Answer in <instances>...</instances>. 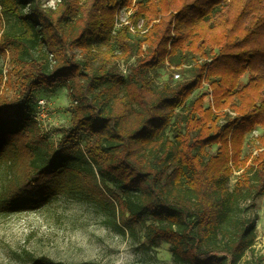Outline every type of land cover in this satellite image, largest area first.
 I'll use <instances>...</instances> for the list:
<instances>
[{
    "label": "trees",
    "instance_id": "1",
    "mask_svg": "<svg viewBox=\"0 0 264 264\" xmlns=\"http://www.w3.org/2000/svg\"><path fill=\"white\" fill-rule=\"evenodd\" d=\"M46 1L0 0V57L11 52L4 88L0 72V210L70 197L146 250L168 244L174 264H242L248 252L246 264H264L253 252L264 197V0H150L121 27L129 0ZM183 66L194 80L157 83L161 69ZM204 79L218 113L204 96L189 101ZM60 88L73 119L56 145L32 105L37 91ZM258 128L257 155L242 162ZM234 170L244 171L232 185Z\"/></svg>",
    "mask_w": 264,
    "mask_h": 264
},
{
    "label": "rangeland",
    "instance_id": "2",
    "mask_svg": "<svg viewBox=\"0 0 264 264\" xmlns=\"http://www.w3.org/2000/svg\"><path fill=\"white\" fill-rule=\"evenodd\" d=\"M148 1L150 0H129L130 7L120 10L116 18V26L128 25L131 22L130 18L140 5L145 6ZM46 2L49 7H56L60 0ZM143 22L145 20L139 22L141 27ZM176 26L178 23L174 21L172 37L175 36ZM141 27L132 26L133 34H137ZM171 43L172 41L168 44L169 49H171ZM6 56L0 57V72H3L5 76L2 88L5 87L7 74L11 69V52L9 51ZM213 58L215 56L199 59L197 62L206 61L211 64ZM117 68L125 75L129 71L128 65L121 60L117 63ZM173 69L174 74L171 68L161 69L157 83L169 81L172 75L176 79V74H180V78L176 80H194V69L190 71L188 66ZM8 93L14 96L17 88L13 87ZM212 93V87L204 79L194 90L189 101L195 100L198 96H204L206 97L204 107L207 108L210 105L213 107ZM35 95L36 101L32 105V114L40 123L48 140L57 145L73 119L71 95L66 88L39 90ZM212 109L218 113L214 107ZM230 114L232 117L237 116L233 112ZM262 133L263 129L258 128L246 136L240 155L242 162L246 160L251 162L257 155L253 142ZM218 147V145L214 146L211 151L216 152ZM243 171L234 170L231 178L232 185ZM257 204L258 237L253 252L255 256H264V197ZM31 256L36 258L45 256L64 264H174L168 244L163 243L157 249L146 250L141 242L130 236H123L118 229L107 224L96 207L70 197H60L46 207L29 212L6 213L0 210V264H30ZM251 258L252 253L248 252L242 264H246Z\"/></svg>",
    "mask_w": 264,
    "mask_h": 264
},
{
    "label": "built area",
    "instance_id": "3",
    "mask_svg": "<svg viewBox=\"0 0 264 264\" xmlns=\"http://www.w3.org/2000/svg\"><path fill=\"white\" fill-rule=\"evenodd\" d=\"M175 78H176V79H179V78H180V74H176V75H175Z\"/></svg>",
    "mask_w": 264,
    "mask_h": 264
}]
</instances>
